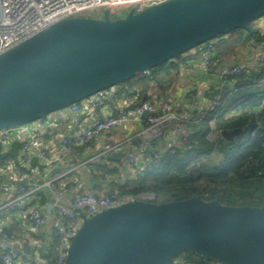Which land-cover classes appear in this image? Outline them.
Wrapping results in <instances>:
<instances>
[{"label":"water","instance_id":"1","mask_svg":"<svg viewBox=\"0 0 264 264\" xmlns=\"http://www.w3.org/2000/svg\"><path fill=\"white\" fill-rule=\"evenodd\" d=\"M262 15L264 0H164L118 18L54 22L0 53V129L46 118L236 28L251 32ZM241 133L220 131L227 140ZM184 251L264 264V206L128 200L84 217L63 264H168Z\"/></svg>","mask_w":264,"mask_h":264},{"label":"built area","instance_id":"2","mask_svg":"<svg viewBox=\"0 0 264 264\" xmlns=\"http://www.w3.org/2000/svg\"><path fill=\"white\" fill-rule=\"evenodd\" d=\"M164 0H0V53L22 42L36 31L46 28L50 24L61 19L74 16L102 17L107 11L110 18L124 16L130 9L134 12ZM264 27V15L262 17ZM218 38L210 39L199 47L201 58L196 66L204 71L212 68V52L216 47ZM259 54L256 61L251 63L238 62L231 65H223L218 70V78L237 77L247 74L252 65L264 66V41L258 43ZM106 90V89H105ZM105 90L99 91L104 92ZM97 98L94 106L104 109L105 97ZM220 94H215L208 107L194 105L192 113L177 114L171 111L158 110L150 100H138L135 96L125 99L122 106L115 108L101 116H93L84 120L77 102L65 107L73 113V122L77 125V131L70 136H64L60 140V149L66 155H72L77 148L87 145L94 137L108 132L111 129L123 125L128 121H142L143 127L138 130L137 137L141 145L137 149L128 147L125 152L124 166L129 177H135L140 168V161L151 157L158 159V153L152 148L154 139L160 137L166 129L171 128L178 136L183 147L194 142L192 131L188 126L201 122L209 111L219 106ZM64 109V108H63ZM239 112H249L240 109ZM52 114L46 118H39L21 125L0 129V151H8L14 143L20 144V163L10 162V171L18 178H24L25 183H19L13 188L9 198L3 203V215L13 212L22 213L27 229L37 234L47 222L48 215H52L53 223L47 237L49 245L53 247V261L50 264H63L66 249L70 238L81 225L84 217H89L103 209L114 207L122 202L141 198L157 199L153 193H139L119 195L117 190L109 188L104 192L71 191L68 185H57L50 178L49 171L53 165V159L42 147V129L52 125ZM120 141L106 140L101 149L89 157L84 163L96 165L97 174L101 179L107 174L108 169L113 168L108 160V153H115L124 147ZM126 147V146H125ZM217 154L212 152L210 157ZM219 156V155H218ZM141 159V160H139ZM35 161L37 165H32ZM204 158L189 163V167L197 166ZM23 164V165H21ZM45 187L48 191L49 201L45 205L28 202L30 192ZM4 184L0 180V192ZM14 234L3 229V218L0 219V264H18L20 259V246ZM39 247V246H38ZM36 248V247H35ZM37 249V248H36ZM33 254L34 264H46L38 251ZM168 264H223L216 260L201 259H172Z\"/></svg>","mask_w":264,"mask_h":264},{"label":"trees","instance_id":"3","mask_svg":"<svg viewBox=\"0 0 264 264\" xmlns=\"http://www.w3.org/2000/svg\"><path fill=\"white\" fill-rule=\"evenodd\" d=\"M252 23L251 32L239 27L217 36L219 41L212 58L231 54L235 45L252 37L264 40V34L253 31ZM199 47L193 48L194 54L185 55L191 49L186 50L175 59L197 62L201 57ZM259 66L257 75L264 77V66ZM169 68L178 70V62H163L114 85L113 97L136 95L140 99L151 83L165 81ZM250 72L225 77L221 80L222 89L211 92V95L220 94L219 106L209 111L201 122L189 123L194 139L191 145H171L162 151L156 150L157 160L150 156L142 160L135 177L127 176L119 182L113 180L110 188L116 189L119 195L153 193L158 196L153 200L156 202L199 197L231 206H264V85L260 84V80L252 79L251 76L256 73ZM249 73L252 75L249 76ZM229 84L233 85L230 89ZM240 109L249 112H239ZM235 127L242 129L239 136L232 140L221 136L222 129ZM19 149L20 144L14 143L8 151H0V160H15ZM212 152L219 155L215 163L205 160ZM201 158L204 161L197 166L188 167L190 162ZM113 171L108 169V173ZM36 248L46 264L53 261L52 245Z\"/></svg>","mask_w":264,"mask_h":264},{"label":"crops","instance_id":"4","mask_svg":"<svg viewBox=\"0 0 264 264\" xmlns=\"http://www.w3.org/2000/svg\"><path fill=\"white\" fill-rule=\"evenodd\" d=\"M253 23V31H259V33L264 34L262 18L255 21V24ZM260 41L252 37L249 40L239 42L234 46L231 54L215 57L214 59L212 58L213 65L209 71H204L196 66V63L200 59L193 63L188 60L183 61L182 59L174 58L171 62H178V70L174 71L169 68L168 73L164 77V82L151 83L150 88L144 92L145 98L143 100L152 101L158 110L171 111L180 115L192 113L196 103L200 107H208L214 96V94L211 95V92L214 89L220 90L223 87L221 79L218 78L219 68L223 65H231L238 62L252 64L256 61L259 54L258 43ZM194 53L195 49H191L188 53H185V55L189 56ZM184 58L186 59V57ZM259 67L258 64L252 65L250 73L255 72L256 74L252 75L249 73L248 75H252V79H258L260 80V84L264 85V77H261V75L259 77V75H257L259 74ZM232 86L233 85L229 84L228 88L230 89ZM104 94L106 95L105 97H107L105 99L104 109L102 108L99 110L95 108L94 101ZM114 95L115 87H111L104 92H97L89 97L81 99L78 105L80 106V113L84 120H88L93 116H101L105 112L109 113L113 111L115 108L122 106L125 99L129 96L136 97V95L113 97ZM142 97L138 100H142ZM51 117L52 125L42 129V147L53 159V165L50 167L49 175L55 184L68 185L72 192H104L112 187L110 182L113 180L119 182L128 176L124 166L125 152L128 147L137 149L142 144L136 136L138 130L144 125L142 121H128L123 125L117 126L108 132L94 137L87 145L78 147L74 154L66 155L60 149V140L64 136L73 135L78 129L77 125L73 122V113L67 108H61L52 113ZM106 140L120 141L124 143L126 147L124 146L122 149L115 152L119 153L117 158L111 157V153L107 154L108 160L113 164L112 169L115 171L110 173L107 172L108 174L102 175L100 179L96 172V165H86L84 161L97 153ZM171 145L180 146L181 143L173 130L168 128L160 137L154 139L152 148L162 151L167 146ZM151 152L152 151L149 149L150 157ZM18 154L19 150L15 160H0V180L4 184V189L0 192V219L3 218V229L14 234L19 243L21 253L18 264H34V258L31 256V253L34 255L37 254L35 247L49 245L47 237L52 227L53 217L52 215H48L46 224L37 234H33L25 226L22 213L13 212L9 215H3V203L9 198L13 188L19 183H25L24 178H18L10 171V162L14 161L20 163ZM139 163L142 165V161ZM32 165L37 164L35 161H32L31 166ZM27 200L33 204L45 205L49 201L48 191L45 187H40L37 191L30 192ZM23 244L28 245V252L22 250L21 245ZM45 248L46 247H44V249ZM42 259L45 260L44 258Z\"/></svg>","mask_w":264,"mask_h":264},{"label":"rangeland","instance_id":"5","mask_svg":"<svg viewBox=\"0 0 264 264\" xmlns=\"http://www.w3.org/2000/svg\"><path fill=\"white\" fill-rule=\"evenodd\" d=\"M263 17V15L262 16H260L259 18H257V19H255L253 22V24H255V21H257V20H259V19H261ZM54 113V112H53ZM52 114V113H51ZM210 159L212 160V161H217L218 159H219V156H218V154H214V156H212V158L210 157ZM188 167H189V165H188ZM158 198V197H157ZM152 200H154V199H152ZM179 258H181V259H184V260H188V259H191V260H194V259H201L202 257H200V256H198V255H194V254H187V253H183V252H181L179 255H177L174 259H179ZM209 260H211V259H209Z\"/></svg>","mask_w":264,"mask_h":264}]
</instances>
